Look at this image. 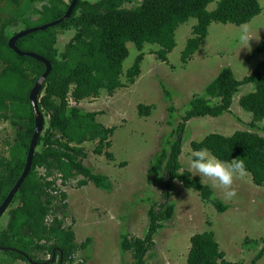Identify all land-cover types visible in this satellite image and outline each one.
<instances>
[{"label":"trees","instance_id":"16d2710c","mask_svg":"<svg viewBox=\"0 0 264 264\" xmlns=\"http://www.w3.org/2000/svg\"><path fill=\"white\" fill-rule=\"evenodd\" d=\"M126 1L135 0H77L67 20L23 36L16 42L20 51L34 53L49 61L51 71L38 102V109L46 119L44 128L30 171L5 211L8 221L0 230V252L13 262L52 264L50 260L54 254L58 259L53 263L59 264L61 253V264H85L75 255L87 248L91 240L87 238L78 244L72 227L65 226L69 213L67 194L60 186L82 177L78 181L79 187L92 182L99 189H111L106 176L94 173L83 164L86 153L82 144L96 141L94 152L111 160L110 138L116 128L98 122V112H86L71 105L69 100L78 103L97 98L102 91L112 95L123 87L121 76L123 62L129 55V42L138 50L133 64L125 72L127 82L133 84L141 74L144 45L158 46L154 54L160 61L167 62L168 54L176 46V29L189 18H194L196 23L181 53L183 63L199 49L212 23L240 26L262 12L258 0H219L213 10H208L207 6L215 0H141L136 6L125 8L123 3ZM71 2L0 0V122H7L15 131L14 140L6 143L7 154L0 155V205L23 172L35 130L29 93L45 71L41 61L20 56L9 48L11 36L7 29L19 25L22 27L20 31H24L55 22L64 16ZM70 29L74 30V35L59 51L56 47L58 34ZM254 53L259 61L250 75L238 80L230 67L222 68L201 95L191 98L175 126L172 122L174 108L169 107L168 123L172 131L164 146L153 156L148 169L149 177L154 180L163 167L167 189L177 181L184 188L196 191L218 213L225 212L229 206L180 162L184 134L188 122L194 118L219 117L230 112L234 95L247 84H252L254 89L242 95L238 104L252 114L254 122L264 121V36ZM137 108L142 116L150 114L149 106L139 104ZM200 141L190 143L192 151L207 148L225 162L242 160L252 182L264 187L262 135L238 130L231 135L211 133ZM163 197L160 204L151 201L147 229L142 237L130 236L126 231L120 233L119 252L121 255L131 253L132 264H148L146 258L154 246L155 235L173 217L175 205L170 200V193L164 192ZM263 254L264 247L251 264ZM38 255H47L49 259H38ZM186 261L187 264H240L225 258L213 231L195 233L190 237ZM120 264L127 263L122 261Z\"/></svg>","mask_w":264,"mask_h":264},{"label":"rangeland","instance_id":"374dc122","mask_svg":"<svg viewBox=\"0 0 264 264\" xmlns=\"http://www.w3.org/2000/svg\"><path fill=\"white\" fill-rule=\"evenodd\" d=\"M140 1H126L123 6L131 8ZM218 1L210 3L207 9L213 10ZM258 1L262 12L247 24L212 23L207 37L186 63L181 61V53L196 23L194 18H189L176 29V46L168 54L167 62L160 61L154 54L158 46L145 44L141 74L133 84L127 82L125 72L133 64L138 50L133 43H127L129 55L123 62V87L112 95L102 91L97 98L78 103L69 100L71 105L86 112H98V122L116 128L110 138L111 160L94 152L96 141L82 144L86 153L83 164L94 173L106 176L111 189H99L92 182L79 187L78 181L82 177L60 186L67 194L69 213L65 226L72 227L78 244L87 238L91 240L87 248L76 253L77 260H84L85 264H120L122 261L132 264L131 253L121 255L119 252L120 233L126 231L130 236L142 237L147 229V211L151 201L162 203L163 193L167 191L175 205L174 214L155 235L154 246L146 258L148 264H187L190 237L203 231L214 232L220 249L230 262L251 264L264 247V187L255 185L250 174L245 172L242 177L234 178L232 187L236 196L227 199L224 188L213 186L209 178L193 175L188 166L192 152L190 143L200 141L208 134L231 135L238 130H247L264 137V121L254 122L252 114L238 104L242 95L254 89L252 84L239 88L233 97L230 112L219 117L194 118L188 122L184 134L180 156L183 168L213 189L215 195L229 206L225 212L218 213L196 191L184 188L177 181H173L171 188L167 189L163 167L154 180L148 174L153 156L164 146L172 131L168 123L169 107L174 108L172 122L175 126L191 98L201 95L222 68L230 67L235 78L241 80L250 75L256 66L259 57L254 50L264 36V0ZM245 25L250 29L251 39L248 42L239 39L240 29ZM21 29V26L15 25L9 27L7 33L12 37ZM73 35L74 30L71 29L60 31L57 49L62 51ZM139 104L151 108L148 116L138 113ZM14 133L7 122H0V155L7 154L6 143L14 140ZM7 221L5 212L0 218V230ZM0 257V264H26L21 260L13 262L1 252ZM37 258L49 259L47 255H38ZM255 264H264V254Z\"/></svg>","mask_w":264,"mask_h":264},{"label":"water","instance_id":"95a60500","mask_svg":"<svg viewBox=\"0 0 264 264\" xmlns=\"http://www.w3.org/2000/svg\"><path fill=\"white\" fill-rule=\"evenodd\" d=\"M76 3H77V0H72L70 6L68 7V9L66 11V13L64 14V16L61 19H59L55 22L49 23V24H45L42 26L30 28L28 30L20 31L17 34H15L14 36H12L8 41L9 48L12 49L16 54H18L20 56H28V57L34 58L38 61H41L45 65V71L42 74V76L35 82V84L33 85L32 89L29 93V100H30V103L32 105V110H33L34 117H35L34 118L35 119V126H34L35 130H34V134H33L31 141H30V145L28 148L26 162H25L23 172H22L21 176L19 177V179L17 180V182L15 183V185L13 186V188L8 193L7 197L4 199V201L0 205V218L3 216V214L7 210L8 206L10 205V203L13 199V197L15 196L16 192L18 191L21 183L23 182V180L28 175V172L30 171L33 156H34V153H35V150L37 147V142H38V139H39L41 132L43 131L44 121H45L43 115L40 113V111L38 109V102H39V98H40L41 93H42L43 84L45 82V79H46L47 75L49 74V72L51 71V63L49 61H47L45 58H43L39 55H36L34 53H28V52L20 51L16 47V42L19 38H21L23 36H26L30 33H33V32L39 31V30H45L48 27L55 26V25L65 21V20H67L69 18V16L71 15ZM50 262L51 263L55 262V255L54 254H53ZM61 263H62V254L60 253L59 264H61ZM33 264H36V263H33ZM42 264H46V262H44Z\"/></svg>","mask_w":264,"mask_h":264},{"label":"clouds","instance_id":"9594fccd","mask_svg":"<svg viewBox=\"0 0 264 264\" xmlns=\"http://www.w3.org/2000/svg\"><path fill=\"white\" fill-rule=\"evenodd\" d=\"M248 26H242L239 33V39L248 42L251 37ZM202 142V141H198ZM189 168L193 175L198 174L201 178H209L213 186H220L226 191L225 198L231 199L236 196V191L232 187L234 178L243 176L245 173V164L242 160H233L231 163L225 162L212 154L207 148L194 150L190 154Z\"/></svg>","mask_w":264,"mask_h":264}]
</instances>
